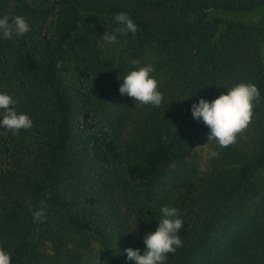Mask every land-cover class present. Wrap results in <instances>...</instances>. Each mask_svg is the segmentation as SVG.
Segmentation results:
<instances>
[{"label": "trees", "instance_id": "obj_1", "mask_svg": "<svg viewBox=\"0 0 264 264\" xmlns=\"http://www.w3.org/2000/svg\"><path fill=\"white\" fill-rule=\"evenodd\" d=\"M261 6L264 0H0V14L21 15L30 28L50 9L56 20L43 56L36 59L24 41L16 61L13 98L33 126L17 135L8 131L6 151L17 172L14 179L0 175V249L11 264H81L89 235L99 240L107 264H132L123 250L142 252V237L155 230L159 209L167 205L159 192L168 169L183 162L194 139L207 138L201 121L186 130L189 106L237 83L254 84L260 98L238 148L219 155L201 193L178 209L183 243L166 264H264V203L258 200L264 194V14L224 17ZM121 12L137 31L118 34L115 44L100 49V35L118 27L113 17ZM119 59L164 69L167 91L181 103L173 119L160 111L150 117L133 158L123 162L115 142L97 129L92 108L79 110V96L64 79L72 65L80 79L93 81L89 107L104 110ZM34 133L38 148L26 156ZM88 180L95 183L85 190ZM119 190L132 197L137 233L111 194ZM41 208L44 219L34 220L33 211Z\"/></svg>", "mask_w": 264, "mask_h": 264}, {"label": "rangeland", "instance_id": "obj_2", "mask_svg": "<svg viewBox=\"0 0 264 264\" xmlns=\"http://www.w3.org/2000/svg\"><path fill=\"white\" fill-rule=\"evenodd\" d=\"M48 8H50V5H47L46 9ZM52 13L53 10L50 9L49 13H45L44 18L35 23L32 28H30V31L23 36L18 38L14 37L11 40L0 39V91H4L13 97L14 89L19 88L18 75L15 73V70L17 57L23 47L24 41L27 42L29 51L36 59H40L43 56L48 40L54 39L53 37L56 32V20ZM262 14H264V6L253 11L234 13L233 15H225L224 17L226 19L233 17L232 19L234 20H248L255 19ZM117 64H119L120 67L117 69L114 80L115 91L107 102L104 110L89 107V102L94 101L96 94L93 81H84L80 79L74 72L72 65L67 66L64 79L71 93L75 96H79L77 99L79 110L92 108V118L97 129L102 133L108 134L115 142L121 155L120 161L123 162L124 160H131L133 158L134 148L138 145L141 132L147 125L150 117L156 111H160L165 115H170L173 119L177 112L180 113L181 103H175L167 91V82L169 78L166 75V71L164 69H156L154 65V72L152 75L158 81V87L164 96L165 105H162L160 108H154L150 105H143L139 102H135L126 95H120L118 92L120 81L117 77L124 72L126 73L131 66L123 64L121 59H119ZM194 121L193 118L189 120L186 130H191L190 128L193 126ZM75 127L78 128V126ZM240 135L243 136L244 132L241 131L238 133L236 142L227 147L218 146L214 141H207V138L194 139L187 155L183 158V162L172 165L167 171L166 178H164L162 189L159 194L166 197L167 205L174 206L177 209L185 207L186 205L188 206L189 199H194V197L199 195L203 190L206 180L213 173L214 165L218 161L219 155L232 145L238 148L237 142L240 140ZM36 136L37 134L32 136V138L29 137L26 141L29 147V153H27V150H24L26 156L33 157L32 155L37 150L38 146L36 142H38V138ZM7 138L8 130L0 128V175H7V178L10 177L14 179L17 168L14 161L9 156L11 152L6 151ZM239 146V148H241L243 143H239ZM210 151L217 152V155L215 157L209 156L208 153ZM29 160L31 159H28V161ZM32 163L35 164V161L33 160ZM113 167L116 169L120 166L114 165ZM96 180L98 181V178H95V181ZM8 181L9 180H6L5 183ZM129 181L130 178L127 176L126 182ZM91 183L95 182L88 180L86 183H83L85 190L91 188ZM119 192L120 194L112 191L111 194L117 198L118 209L122 215L128 219L132 227L134 226L135 233H137L138 225L131 212L132 197L130 194L121 193L120 190ZM258 200L264 203V194H260ZM83 243L82 252L84 257L81 264H107L100 242L96 237L89 235L88 239H85ZM43 251L45 253L43 259H50L52 254L51 251L48 248ZM48 262L49 261H47V263Z\"/></svg>", "mask_w": 264, "mask_h": 264}, {"label": "clouds", "instance_id": "obj_3", "mask_svg": "<svg viewBox=\"0 0 264 264\" xmlns=\"http://www.w3.org/2000/svg\"><path fill=\"white\" fill-rule=\"evenodd\" d=\"M118 25L113 31H104L100 35L97 46L100 49L115 44L118 34H135L136 23L127 13H117L113 17ZM30 31V25L21 15L9 16L0 14V39L11 40L21 37ZM130 69L119 75L118 92L143 105L160 108L164 104V96L159 90L158 81L152 75L153 65L142 64L140 59L129 61ZM260 98L258 88L251 83H237L227 88L211 101L199 98L189 106L191 117L201 121L208 128L207 141H214L218 146L227 147L236 142L237 134L250 123L254 101ZM184 100V99H183ZM18 101L4 91H0V128L8 130L12 135L32 128V119L23 112L17 111ZM215 157L217 152L210 151ZM31 211V205L29 204ZM33 219H44L43 208L33 211ZM155 230L142 237L144 249L128 247L123 251L126 261L132 264H166L168 254L174 253L182 246L179 231L183 220L179 210L174 206L163 205L159 209V219ZM134 227V226H133ZM133 229V228H132ZM0 264H11L10 254L0 249Z\"/></svg>", "mask_w": 264, "mask_h": 264}]
</instances>
